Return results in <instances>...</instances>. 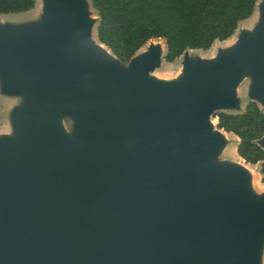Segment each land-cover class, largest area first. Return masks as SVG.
<instances>
[{"label": "water", "instance_id": "95a60500", "mask_svg": "<svg viewBox=\"0 0 264 264\" xmlns=\"http://www.w3.org/2000/svg\"><path fill=\"white\" fill-rule=\"evenodd\" d=\"M42 3L0 24L2 91L24 97L0 137V264L263 263L264 191L218 160L210 117L239 108L246 72L264 108V0L253 30L215 59L185 55L173 80L151 75L159 42L124 63L91 40L83 0Z\"/></svg>", "mask_w": 264, "mask_h": 264}, {"label": "trees", "instance_id": "16d2710c", "mask_svg": "<svg viewBox=\"0 0 264 264\" xmlns=\"http://www.w3.org/2000/svg\"><path fill=\"white\" fill-rule=\"evenodd\" d=\"M256 0H93L98 12L96 28L100 42L120 58H128L148 40L163 38L166 60L186 48L207 49L215 40L229 38L240 21L251 16ZM34 0H0V14L26 11ZM221 128L232 131L240 141L237 153L256 162L262 150L251 142L249 129L256 118H264L256 107L241 115L216 114ZM248 138V139H247Z\"/></svg>", "mask_w": 264, "mask_h": 264}, {"label": "rangeland", "instance_id": "374dc122", "mask_svg": "<svg viewBox=\"0 0 264 264\" xmlns=\"http://www.w3.org/2000/svg\"><path fill=\"white\" fill-rule=\"evenodd\" d=\"M85 5V11L88 19L93 20V24L90 30L91 40L100 46L103 50L108 51L112 55L116 56L119 60L124 63L135 56L140 55L142 52L146 51L149 45V41L159 42L163 48L162 57L160 59V64L155 68L151 75L157 79L161 80H173L180 75H183L184 66L183 61L185 55H188L191 59H203V60H212L215 59L222 50H225L231 43H234L237 40L238 33L240 29L253 30L257 18H258V3L261 0H256L253 12L250 17L240 21L235 29L234 33L225 40H215L210 47L207 49H190L186 48L179 56L175 57L172 60H166V44L163 38H153L148 40L146 43L137 48L133 54L124 59H120L106 44L99 41L97 37L96 28L99 24V16L97 10L93 6V0H83ZM43 3L42 0H34V6L26 11L17 12V13H5L0 14V24L10 21V23L21 24L27 22L28 20H38L42 13ZM253 82L252 75L249 72H246L240 79L237 87L235 89V98L237 99V108H217L212 113L210 120L214 128H217L221 131L225 137V144L218 155V160L221 161H230L236 162L243 165L250 175L255 174L257 181V191L261 193L264 191V171H262V165L264 163V150L258 143V140L264 136V118H256L250 125H244L243 130L249 129L250 134L254 137L251 142L257 145L263 152V155L256 162H247L237 153V146L240 141V138L233 133L223 129L218 124V118L216 114L225 113L227 115H241L246 112L247 107H256L258 112L264 116V108L260 101L255 99L250 95V86ZM24 100L23 95L20 93H9L2 91V83L0 77V137L12 138L14 137V126L12 123V112L14 109L20 105ZM61 123L63 129L67 135L74 136L73 132V123L72 119L66 115H62ZM248 139V138H247ZM264 264V259H263Z\"/></svg>", "mask_w": 264, "mask_h": 264}, {"label": "bare ground", "instance_id": "6f19581e", "mask_svg": "<svg viewBox=\"0 0 264 264\" xmlns=\"http://www.w3.org/2000/svg\"><path fill=\"white\" fill-rule=\"evenodd\" d=\"M233 45V43H231L229 45V47H231ZM255 174L253 173V175L251 176V183H250V187L251 189H253L254 193H258V189H257V181H256V178L254 177ZM260 264H263L262 262Z\"/></svg>", "mask_w": 264, "mask_h": 264}]
</instances>
